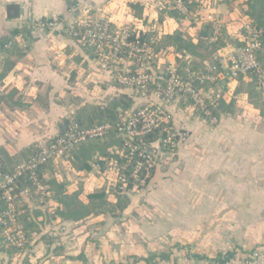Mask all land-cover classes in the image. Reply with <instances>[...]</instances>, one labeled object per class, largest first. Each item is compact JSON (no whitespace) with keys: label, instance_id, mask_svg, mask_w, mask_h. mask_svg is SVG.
<instances>
[{"label":"crops","instance_id":"obj_1","mask_svg":"<svg viewBox=\"0 0 264 264\" xmlns=\"http://www.w3.org/2000/svg\"><path fill=\"white\" fill-rule=\"evenodd\" d=\"M155 1L0 0V43L14 42L24 52L22 58L12 56L13 59L8 61L10 69L0 82V147L9 154H15L29 144L35 143L38 146L41 141L58 134L60 132L58 124L64 118L70 119L80 105L104 104L118 94H126L131 99L133 97L129 89L111 81L108 75L100 73L89 47L68 38L61 29L50 32L33 27V24L53 17L66 19L67 15L70 16L65 22L73 21L82 11L114 25L131 22L137 31L153 33L156 40L179 31L192 42L198 41L202 26L198 30L185 28L175 17L160 12ZM248 1L208 0L220 21L221 28L224 27L226 33L238 41L237 32L248 17L245 13ZM202 2L204 0H200V3ZM10 4L19 6L17 18L7 16V6ZM72 8L76 11L69 14ZM12 31L17 33L14 35ZM11 34L14 35L12 40L5 41ZM18 35L23 38V44L17 42ZM236 44L219 48L215 57L225 59ZM2 49L4 47L0 48V70L7 63ZM240 80L243 83L249 81L243 78ZM238 86L239 80L229 82L222 100L226 103L233 102L237 114H222L216 117L214 123L182 101L172 108V124L177 132L174 153L157 164L148 184L153 179H158V173L175 163L184 164L188 175L183 176L185 182L190 184L199 182V176L203 175H206V183L209 181L208 178L215 174L241 176L243 172L241 168L245 161L248 181L251 184V201L255 203L253 210L255 206L258 209L254 211L256 219H251V224L253 221L256 224L249 242L239 243L238 248L226 247L223 243L224 246L217 245L215 249L211 247L207 250L210 253L201 255L193 251L184 254L180 250L184 245L179 240L168 237L172 234L176 236L180 231L185 233L203 231L201 218L209 211H155L157 218H145L143 221L140 219L135 225L137 230L143 233L140 244L143 250L168 246L167 253L161 250L159 253L154 251L149 256L138 255L132 259L128 257L129 252L121 243L115 242L110 245L107 241L96 239L94 242L91 241L93 252L87 250L85 240L67 252L59 248L66 256H55L50 253L54 243L43 238L44 241L41 239L37 241L38 252L31 258L15 255L13 251L9 253L8 250L2 249L0 242V264H151L152 261L156 264H224L226 259L233 262L241 261L255 249H264V127H262L264 114L255 107L245 91L237 90ZM258 98L264 103L260 94ZM69 104L72 105L71 109L66 111L64 105ZM90 169L91 167L88 170ZM88 170L79 171L83 181L89 184L95 179L93 181L98 182L97 175L89 179L84 176V172ZM254 194L258 199L254 200ZM30 196L28 193L24 194L28 205L35 209L38 204L32 205L29 201ZM40 210L48 211L49 208L42 206ZM137 212L140 216L141 211ZM121 214L123 218L120 220H125L133 217L134 211H122ZM42 219L41 216L37 219L41 231L44 233L53 231L52 228L55 226L46 224ZM60 221L55 219V222ZM65 224L72 226L76 235L84 236L85 232L78 226V222ZM74 227L78 229L75 230ZM41 231L40 237L44 234ZM129 251L133 250L130 248ZM161 254H166L167 257L161 258ZM152 256L155 260L150 259Z\"/></svg>","mask_w":264,"mask_h":264},{"label":"built area","instance_id":"obj_2","mask_svg":"<svg viewBox=\"0 0 264 264\" xmlns=\"http://www.w3.org/2000/svg\"><path fill=\"white\" fill-rule=\"evenodd\" d=\"M155 4L166 16V10L176 12L178 21L191 30H198L201 26L212 23L211 41H216L221 36L220 21L208 0L200 3L195 11H190L184 0H156ZM75 11L72 8L69 14ZM66 19L53 17L40 20L33 27L50 32L61 29L68 38L89 47L100 73L129 89L133 96L132 106L121 114L120 121L115 126L122 139L119 149L116 146L109 149L115 157L97 156L91 169L84 172L87 179L99 174L96 177L100 181L99 186L105 185V189L118 185L120 190L125 191L129 189L130 183L143 185L149 178L151 169L171 157L177 137L171 111L181 101L214 123L216 116H213L209 105L224 99L227 85L231 81L239 78L251 80L264 99V67L257 58L258 51L262 48L264 25H253L249 17L240 26L237 32L239 43L233 46L228 56L223 60L216 57V63L204 62L197 69L191 67L189 55L182 57L169 46L155 49L152 43L156 39H141V32L131 22L114 25L82 11L73 21L65 22ZM16 40L20 44L24 43L21 35ZM10 44V41L0 43V48ZM162 126L167 127V135L153 142L141 139ZM112 128L109 122L85 128L73 124L53 138L41 141L36 151L13 170L0 171V193L4 202L0 212V235L5 246L24 257L31 258L38 252L37 244L27 236L18 219L16 199L29 193V190L24 189L20 193L14 191L17 177L27 171L40 199L48 197L45 185L38 180L37 169L50 161L54 164L60 161L68 163L77 144L88 139L103 138ZM136 139L139 143L134 141ZM117 156H123L124 162ZM130 158L132 163H129ZM99 161L104 164V168ZM53 202L48 201L47 206L53 207ZM62 224L55 225L53 233L63 229ZM224 264H264V249H255L241 261L226 259Z\"/></svg>","mask_w":264,"mask_h":264},{"label":"rangeland","instance_id":"obj_3","mask_svg":"<svg viewBox=\"0 0 264 264\" xmlns=\"http://www.w3.org/2000/svg\"><path fill=\"white\" fill-rule=\"evenodd\" d=\"M76 98L79 99L78 96ZM71 106L70 104L64 105V109L69 111ZM131 106L132 104L130 107ZM262 123V127H264V119ZM51 138H53V136ZM120 143L109 147V149L114 146L119 149ZM189 144L188 142V145ZM241 169L244 172H242L241 176H239V174L235 175V177H233V175L226 176L224 174L218 176L215 174L208 178L209 181L207 184L205 181L206 175H203L199 176V182L189 184L185 182V177L183 176L184 174L188 175L184 164L175 163L170 167L168 166L166 170L161 171V173H158V179H153L145 187L139 188V184L135 183L133 184V189L122 191L119 189L118 185L110 189H105V185L102 187L99 186L101 185L100 181L94 182L93 180L95 179L87 184L83 181V176H80L79 170H76L71 164V161H68V163L60 161L54 168L52 167V170L59 181L66 182L68 186H70L68 188L69 191H74L77 188L80 189V187L87 192L105 190L108 191L107 200H105L104 203H102V200L92 201L95 203V206L91 208V211L96 214L90 216L84 222H78V226H81L85 232L83 234L84 236L76 235V231H73V227L66 226L65 222H63V229L56 233L49 230L45 232L44 238L46 241L54 243L53 250H49L50 253H53L55 256H66L65 253H62L63 250L64 252H67V250L70 251L79 242L96 238L98 241L100 239L107 241L110 245L115 242L121 243L124 249L129 252V254H127L128 257L132 259L138 255L146 257L153 254L154 251H156L154 253H159L158 251L161 250V252L167 253L169 248H167L168 246H164L152 248L151 250H143L140 244L142 241L141 235L143 233L137 230L135 226L140 222V219L143 221L145 218H157V213L155 211H209L208 214L206 213L201 218L203 220V231L197 230L192 233L180 231L176 236L173 234L170 235L168 239L179 240L180 243L184 245L180 249L184 254L190 253V251L198 253L199 255L206 252L210 253V251H207L209 248L212 247V249H215L217 245L222 246L223 243H225L224 245H226V247L233 246L238 248L239 243L250 241L256 224L255 221L251 224V219H256L254 211H258L256 206L255 210H253V205L255 203L253 204L251 201V184L248 181L249 175H247L248 172L245 167V161ZM96 175L98 176L99 174H94L93 177H96ZM28 194L31 195L29 197L30 203L32 205L38 204L35 209L40 210L42 206L47 207V202L52 200L48 197L40 199L30 192ZM117 196L128 198L127 203L123 202L120 205H125L122 211H134L133 217L120 220L123 218L122 214L120 213V215L118 207L113 205ZM22 198L24 200L26 199L24 196ZM253 198L256 200L258 196L254 194ZM53 203L54 206L48 207V211L40 210L42 213L35 217L37 222H39V220H37L38 217L41 216L43 218L42 221L50 226L62 223V221L55 222L56 218L60 220L58 217L48 218V213L55 208V201ZM137 211H141L140 216ZM142 211H145V213L143 214ZM82 226H84V228ZM74 228L75 230L78 229L77 227ZM38 237H40L39 234L35 235L33 239L35 244H37L36 239ZM41 240L44 241V239ZM162 241V243L166 245L165 241ZM59 248L63 250L60 251ZM130 248L133 250L132 252L129 251ZM15 255L18 254L15 252Z\"/></svg>","mask_w":264,"mask_h":264},{"label":"trees","instance_id":"obj_4","mask_svg":"<svg viewBox=\"0 0 264 264\" xmlns=\"http://www.w3.org/2000/svg\"><path fill=\"white\" fill-rule=\"evenodd\" d=\"M187 7L190 11H195L200 5V0H184ZM229 1L230 0H226ZM167 14L170 16L179 19L176 12L172 10H166ZM249 17L251 23L256 26L264 25V0H249L247 2V9L245 11ZM213 24L207 23L202 26L199 33V39L196 43L192 42L190 38L185 37L181 32L174 31L173 33L166 34L161 40H156L152 43L155 49H162L167 46L172 47L177 51L182 57L184 55H189V63L191 67L197 69L202 66L204 62H215L217 58L215 53L219 48L233 43H239L238 40L232 38L228 35L223 28H221V36L216 41H209L212 35ZM17 31H12V34H16ZM10 35L5 41L12 40L14 35ZM140 37L143 40L149 41L153 38V33L151 32H141ZM228 41V42H227ZM262 48L258 51L257 58L261 65L264 67V35L261 38ZM2 52L5 54V67L0 70V82L4 78L6 71L10 69V61L13 57L22 58L24 56L23 50L19 49L16 44L13 42L8 47L2 49ZM9 61V62H8ZM3 70V71H2ZM239 78V86L237 90H243L248 95L249 99L254 103L255 107L260 110L261 114H264V103H262L258 95L259 93L255 91L254 84L252 81L243 83ZM1 101V97H0ZM132 100L126 94H118L117 96L112 97L107 100L104 104L96 103H85L80 105L72 114L70 119L64 118L59 124L60 133L64 132L69 126L76 124L80 128L90 127L96 124L109 122L112 124L113 128L111 132L103 138L97 139H88L80 142L76 145L75 149L71 152L72 157L69 159L71 164L76 170H88L91 167V164L95 162L97 156H106V157H115L108 149L109 147L119 144L121 142V136L116 132V124L120 121L121 114L130 108ZM209 108L213 116L219 117L222 114L235 115L238 111L234 109L233 102H224L218 100L216 102L210 103ZM167 135V127L162 126L158 129H154L148 135L142 137L141 139L146 142H153L160 137ZM138 142L137 139L134 140ZM139 143V142H138ZM37 149L35 143L29 144L26 147L22 148L15 154H9L4 150L3 147H0V171L9 172L17 166L22 159H27L32 155ZM121 162H124V157L117 156ZM101 166L104 164L99 161ZM132 163V158L130 162ZM54 163L47 162L41 165L37 169L38 180L45 185L46 192H48V198L55 201L56 205L53 211H50L48 218H60L61 221L65 222H84L90 216L95 215L91 211V208L95 206V203L92 201L102 200V203L107 200L108 191L101 190L95 192H86L82 187L74 191H69L68 184L66 182L59 181L53 173L52 167L54 168ZM157 165H155L150 172L149 178L146 179L143 185H139V188L145 187L150 178L152 177L154 170ZM68 180V179H67ZM69 182V181H68ZM24 189H28L31 194L38 196L40 195L36 192L35 187L33 186L29 173L26 171L16 179V188L14 191L16 193L22 192ZM129 189H133V185L130 183ZM109 197V196H108ZM17 206H18V219L23 224V228L30 239H34L35 235L39 234L41 231L40 225L35 220V217L39 216L42 212L39 209H32L28 203L22 198V196L17 197ZM127 197L117 196L116 200L113 202V205L118 207L119 214L122 212L124 206L120 204L123 202L127 203ZM4 207L3 199L1 198L0 193V212ZM45 234V233H44ZM38 237L36 241L43 239ZM91 241H96V238L86 240L87 250L93 252L94 247L91 244ZM0 242L2 244V249L8 250L9 253L14 251L13 249L5 246L3 239L0 235ZM166 254H161V258H166ZM151 260H155L154 256L150 257ZM151 264H156L152 261Z\"/></svg>","mask_w":264,"mask_h":264},{"label":"water","instance_id":"obj_5","mask_svg":"<svg viewBox=\"0 0 264 264\" xmlns=\"http://www.w3.org/2000/svg\"><path fill=\"white\" fill-rule=\"evenodd\" d=\"M7 16L9 18H17L19 16V6L16 4H10L7 6Z\"/></svg>","mask_w":264,"mask_h":264}]
</instances>
